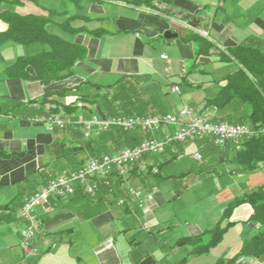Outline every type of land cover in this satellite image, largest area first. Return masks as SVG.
Masks as SVG:
<instances>
[{
  "label": "crops",
  "instance_id": "crops-1",
  "mask_svg": "<svg viewBox=\"0 0 264 264\" xmlns=\"http://www.w3.org/2000/svg\"><path fill=\"white\" fill-rule=\"evenodd\" d=\"M8 1H0V13L9 9L42 15L54 24L64 22L66 13L79 14L72 26L82 27L81 31L73 33L58 25L53 31L84 45L87 56L77 63L73 76L49 85L8 78L3 71L18 57L47 46L10 40L8 24L0 18V264L171 263L190 250L176 245L180 238L215 226L232 199L264 186V169L238 170L232 147H216L206 138L175 142L158 155L145 156L151 163L148 169L143 170L141 162L135 164L126 180L114 175L111 186L101 185L95 194L78 189L71 196L53 197L48 208L39 209L41 225L32 241L35 252L25 251L20 235L24 222L18 212L34 192L58 175L62 165L69 162V169L76 167L67 158H56L55 139H65L68 145L84 140L82 135L51 130L41 110L44 93L87 80L110 84L121 75H134L173 82L164 98L166 109L169 105L172 111L198 106L203 117L221 118L222 113L209 104L226 83L223 78L236 66L215 55H199L201 44L184 38L193 30L222 47H235L252 37L264 40V0H151L141 6L131 0ZM97 28L106 33L94 36L88 32ZM174 85L180 86L179 92H173ZM230 111L240 116L243 110ZM173 130L172 126L141 129L135 141L161 139ZM102 146L110 153L123 148L110 139ZM82 152L75 158L80 160ZM195 152H201L204 160H196ZM152 166L159 172L150 171ZM131 188L141 191L142 199ZM251 214L249 204L238 206L231 217L235 223L222 242L206 255L191 257L188 264H214L225 253L228 257L239 253L244 240L255 232L248 222ZM248 260L264 264L259 258Z\"/></svg>",
  "mask_w": 264,
  "mask_h": 264
},
{
  "label": "trees",
  "instance_id": "trees-1",
  "mask_svg": "<svg viewBox=\"0 0 264 264\" xmlns=\"http://www.w3.org/2000/svg\"><path fill=\"white\" fill-rule=\"evenodd\" d=\"M25 1L9 0L8 3L20 4ZM66 1L62 0L63 4ZM70 1L78 4L80 0ZM150 1L131 0L130 2L141 6ZM0 18H3L8 24L6 34L10 40L23 45L40 42L47 46L46 49L36 54L18 57L14 64L3 71L8 78L39 80L45 85H49L52 82L73 76L77 63L87 56V48L84 45L69 41L53 31L55 25L73 33L81 31L82 27L72 26L73 21L80 18L79 14L68 17L64 22L58 24H54L51 19L42 15L20 14L9 9L0 13ZM88 32L94 36H102L106 33L102 28ZM184 40L198 41L201 44L199 55H215L221 62L233 63L236 66L233 73L223 78L226 83L220 86L219 91L209 104L220 111L222 117L210 120L247 124L255 129L254 135L237 141H230L225 147L234 149L232 160L237 165L238 170L252 173L264 169V130H262L264 128V48H262L264 40L252 37L235 47H222L215 40L193 30L187 31ZM28 67L33 68V72H29ZM139 78H146L148 85H152L151 88L145 92L139 90L142 86ZM170 85H173V82L156 81L148 77L134 75H121L119 79L110 84L87 80L71 88L65 87L59 90L46 91L40 100V103L44 105L41 110L46 119L61 114H68L69 116L82 114L89 118L95 114L96 110L100 109L98 114L105 116L120 115L119 113L123 111L128 113V116L158 115L156 111L164 109V98L170 94L167 89ZM94 88L104 89L107 94L93 93ZM73 96L76 100L69 102L67 97ZM237 107L243 110L240 116L234 115L230 111ZM138 130L141 129L124 131L120 128H113L107 132H95L94 135L92 132L91 138L89 137L88 140L73 142L72 145H68L65 139L57 137L53 144V151L56 158L69 159L72 165L76 166L73 170H76L85 163L84 159L75 158L78 153L85 151L94 156L110 153L107 148L102 146V142L107 139L113 140L117 147H123L122 149L136 145L141 142L135 141L137 138L135 134ZM53 131H62L88 138L79 124H70L64 128L55 127ZM150 171H152L151 168ZM51 173L49 172L48 176ZM244 203L249 204L252 208L248 222L254 225L255 232L251 237L244 240L239 253L232 257H228L225 253L214 264H248V259H258L263 256L264 186H260L232 199L215 226L200 234L180 238L176 245L190 247L186 255L177 261L159 264H188L191 257L208 254L222 242L228 229L235 223L231 220L235 209ZM242 258L245 261H241Z\"/></svg>",
  "mask_w": 264,
  "mask_h": 264
},
{
  "label": "built area",
  "instance_id": "built-area-1",
  "mask_svg": "<svg viewBox=\"0 0 264 264\" xmlns=\"http://www.w3.org/2000/svg\"><path fill=\"white\" fill-rule=\"evenodd\" d=\"M172 90L179 92L180 86L174 85ZM43 120L49 123L51 130L55 127L64 128L69 124H79L87 137L95 130L107 132L113 128H120L124 131L138 128L155 131L162 126H172L174 130L167 132L161 139L154 136L149 137L118 152L88 158L80 168L58 175L40 190L34 192L18 212V217L26 222L20 230L21 246L30 254L35 252L32 248V241L40 228L39 209L48 208L53 197L71 196L78 189L86 194H95L101 185L110 186L114 175L126 180L135 164L141 162V168L148 169L151 163L144 160L145 156L158 155L164 152L169 144L175 142L189 143L206 138L216 146H225L230 141H237L256 133L255 129L247 124L211 121L200 114L199 107L190 105L159 115L105 116L94 114L87 118L81 114L76 118L65 119L57 116L49 119L43 118ZM193 157L198 161L203 159L201 152H195ZM152 171L159 172L155 166H152ZM130 192L136 198L142 199L141 191L131 188ZM241 261L245 260L242 258Z\"/></svg>",
  "mask_w": 264,
  "mask_h": 264
},
{
  "label": "rangeland",
  "instance_id": "rangeland-1",
  "mask_svg": "<svg viewBox=\"0 0 264 264\" xmlns=\"http://www.w3.org/2000/svg\"><path fill=\"white\" fill-rule=\"evenodd\" d=\"M65 15H67V17H66V19H67L68 17H71V16H73V15H75V14L72 15V14H70V13H66ZM65 15H64V16H65ZM139 81H140V83H142V86L139 88V90H141V91H144V92H145L148 88H151V86H152V85H148V80H147L146 78H139ZM92 92H93V93H99V94H101V95H102V94H107V91L104 90V89L99 90V89L94 88V89L92 90ZM92 92H91V93H92ZM146 96H148V95H146ZM173 96H175V94H172V96H169L168 100H169V99L171 100ZM74 100H76V98L73 96V97H70V99H69L68 101H69V102H74ZM99 100H100V99H99ZM168 100H167V101H168ZM100 101H101V100H100ZM177 102H178V101H177ZM177 104L179 105V103H177ZM168 107H169V108H168ZM168 107H167V109H169V111H172V110H171V109H172V105H169ZM163 108H164V109H163L162 111L157 110V111H156V114L159 115V114H164V113H166V112H167V109H166L165 107H163ZM163 112H164V113H163ZM94 113H95V114H98V113H99V110H98V111L96 110ZM119 114H120V115H125V116H128V115H129L128 113H126V112H124V111H123V112H120ZM93 115H94V114H93ZM142 116H144V115H142ZM146 116H148V115H146ZM56 117H57V116H56ZM60 117L66 119V118H69V117L76 118V117H78V116H74V115L69 116L68 114H64V115L61 114ZM89 118H90V117H89ZM69 125H70V124H69ZM81 128H82V127H81ZM82 130H83V129H82ZM83 132H84V131H83ZM95 132H98V130L93 131V135H94ZM90 136H91V135H90ZM90 136H89V137H90ZM86 137H87V136H86ZM89 137H88V138H85V137H84V138H85L84 141H85V140H88ZM90 138H91V137H90ZM102 154H103V153H102ZM91 157H94V155H91L90 153H86L85 151L82 152L81 155H80V159H84L85 161H86L88 158H91ZM203 160H204V159H202V160H200V161H203ZM192 164H199V163H198V162H195V161H192ZM69 165H70L69 162H67V163H65L64 165H62V168H60V169L58 170L59 173L62 174V173H65V172L73 171V169H69V168H70ZM68 167H69V168H68ZM67 169H68V170H67ZM66 170H67V171H66ZM59 173H58V175H60ZM58 175H56L55 177H57ZM55 177H53V178H55ZM53 178H52V179H53ZM52 179H51V180H52ZM39 190H40V189H39ZM37 191H38V190H37ZM23 222H24V225H25L26 222H25V221H23ZM40 225H41V222H40ZM21 228H22V227H21ZM203 259H204V257H203ZM247 263H248V264H253V262L250 261V260H247ZM254 264H255V263H254ZM256 264H258V263H256Z\"/></svg>",
  "mask_w": 264,
  "mask_h": 264
},
{
  "label": "water",
  "instance_id": "water-1",
  "mask_svg": "<svg viewBox=\"0 0 264 264\" xmlns=\"http://www.w3.org/2000/svg\"><path fill=\"white\" fill-rule=\"evenodd\" d=\"M260 261H264V255L259 258Z\"/></svg>",
  "mask_w": 264,
  "mask_h": 264
}]
</instances>
